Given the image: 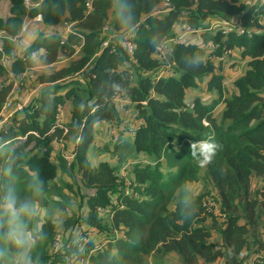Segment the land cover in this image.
Instances as JSON below:
<instances>
[{"label": "trees", "instance_id": "trees-1", "mask_svg": "<svg viewBox=\"0 0 264 264\" xmlns=\"http://www.w3.org/2000/svg\"><path fill=\"white\" fill-rule=\"evenodd\" d=\"M10 1V15L0 18V33L8 36L0 41L5 55L13 49L9 37L17 36L26 14L39 16L50 27L71 28L65 36L39 33L13 56L9 69L16 75L33 66L32 52H38L36 60L50 68L37 77L42 84L38 96L24 106L20 116L0 124V185L14 190L21 201L61 195L57 204L66 208L62 188L49 181L57 169L70 175L77 166L82 185L94 191L86 202L88 229L82 232L86 243L79 246L61 238L62 244L48 255L54 226L45 221L40 230L46 239L33 249L40 264L48 260V264H162L169 253L177 256L178 264H211L222 258L226 264H239L251 242L258 254L250 261L264 264V241L254 240L253 233L256 220H264V187L251 190L252 178L264 176V25L258 19L264 15V6L255 12L254 6L240 0H92L88 10L87 0H27L29 6L24 0ZM37 3V7L30 6ZM111 12L115 33L131 34L132 56L115 40L104 46ZM124 15H131L130 25L123 22ZM210 16L239 19L244 32L204 31L203 23ZM175 24L187 26L192 33L202 32L198 39L203 46L215 44V56L236 48L242 58L249 59L243 74L232 83L230 96L223 98L224 78L196 44L176 41L165 49V60L174 63L176 75L156 78L154 73L164 59L152 54L162 41L174 37ZM59 61L63 62L56 65ZM6 78L0 64V117L12 87ZM205 78L206 90L215 91L217 98L204 103L195 97L186 104V91ZM116 91L119 102L112 100ZM220 103L222 109L216 114ZM58 105L70 106L68 118L62 120L67 129L64 136L63 129L55 127ZM126 107L133 108L142 121L134 130L133 152L144 154L152 165L134 166V190L139 197H124L122 208L115 209L109 222L123 235L89 254L94 247L89 229H111L99 221L102 217L96 208L109 206L121 183L108 163L92 167L86 152L94 143L96 127L123 123L120 114ZM61 137L65 147L55 165L49 160L50 143ZM203 142L222 146L211 163L203 164L193 154V146L199 153ZM63 153L73 155L69 166ZM201 168L212 194L195 195L196 211L183 220L179 215L182 189L200 178ZM37 177L43 182L39 196L26 190ZM208 199L215 201L216 216L205 212L203 203ZM73 217L64 222L67 229L63 232H75L78 219ZM213 232H218L221 245L209 241Z\"/></svg>", "mask_w": 264, "mask_h": 264}, {"label": "crops", "instance_id": "crops-1", "mask_svg": "<svg viewBox=\"0 0 264 264\" xmlns=\"http://www.w3.org/2000/svg\"><path fill=\"white\" fill-rule=\"evenodd\" d=\"M24 1H25L26 6L27 5L29 6V4L27 3V0H24ZM240 1L248 6L250 5L252 6L255 0H240ZM38 4L39 3L33 4V5L30 4V6L37 7ZM10 7H11L10 0H0V18L1 19L5 20L8 18V16L10 15ZM6 10H7V14L5 16ZM113 18H114V14L113 12H111L110 19L107 22L108 25L106 26V29L103 33L107 38L116 36L115 32L117 31H115V29L113 28V22H114ZM232 20L234 19L233 18L226 19L225 17L210 16L206 18L203 23L204 27H206V29L204 30L212 32L213 30H216L215 26L218 24V22L232 21ZM70 28L67 29V25L64 26L62 24H58L56 26L50 27L42 23L39 16L29 18L26 14L23 16L22 26H21L20 31L17 34V36H19V39L17 40L18 43L12 42L13 49L11 50L9 55L15 56L16 52H21L24 46H26V44L32 43L39 33H42L45 37L51 34H56V33L58 34L60 33L62 36H65L67 33L70 32ZM208 28H211V30H208ZM171 33L174 34L173 38L175 37L179 38L178 41L182 43L196 44L204 49V58L207 59L206 56H209L207 61L211 62V64L215 68V72L221 74V76L224 78V81L222 84L223 85V98L230 96V94L234 92L232 83L243 74L249 59L242 58L240 50L236 48L230 49L229 53L226 56L224 55L215 56L213 54L214 50H211L209 48V45L203 46L200 40L198 39L199 34L202 32L188 33L183 30L181 24H175L172 27ZM5 38H8V36L4 33H0V41ZM0 45L2 46L1 42H0ZM35 54H36V57H35L36 59L37 55L39 56V53L37 52ZM35 59H34L35 63L33 62L34 64L28 73V78L25 82V86L23 87V89L21 90L19 94V99L17 100L19 101L18 104L24 105L25 102L26 104H28L31 100H33L34 98L38 96V92L40 88L42 87L41 86L42 84L39 83L37 77L43 72L49 70L50 68L49 66L41 65L38 62V60H35ZM62 62L63 61H59L58 63H56V65L61 64ZM228 66H235L234 68L237 71L236 74L231 76L229 79L226 73V68ZM207 80L208 79L205 78L204 80L201 81V83H198V87L190 88L186 91V95H185L186 104L190 103L195 97H198L204 103H208L214 98H217L218 95L216 94L215 91L206 90ZM6 81H7V84L9 85L8 77L6 78ZM79 82L82 83L83 81L79 79ZM228 87L230 90H228ZM12 88L13 87H10L8 94L10 93ZM202 92L208 93L207 98H209V100L207 101L205 100V98L202 96ZM15 105L16 104L14 103V107ZM126 108L127 109H125L123 113L121 111V114H120L121 118L124 120L123 123H116L111 126L105 123H101L100 124L101 126L99 125V128L96 127L95 130L96 132L99 129L101 131H106V133L110 134V136L113 139L118 138V137H114V135L119 136V137H121L122 135H127L128 138H130V141H129L130 143L128 144L129 146L126 145L122 147L118 145V143H114L115 142L114 140L113 141L114 144L106 143L104 144L103 148L100 147L99 149H95L94 148L95 143H94V145L92 144L90 148L87 150L86 158L92 167L98 166L99 163L106 162L112 168H114V174L117 177H118V174H120V172H124L126 177L129 178L130 181H134V174H133L134 166L136 164L152 165V162H150L149 159L144 154H141V153L135 154L133 152L132 130H135L139 125H141L142 121L138 118L137 112H135L133 108L132 110L129 107H126ZM221 109H222V104L220 103L215 109V111H217L216 114H219ZM69 110H70V106H67V105L64 106L62 117H61L62 120L63 119L66 120L68 118ZM20 112L21 111H19L18 116H20L21 114ZM1 120H2L1 124L2 123L8 124V122L10 121V119L5 120L4 117ZM118 141H123V139L118 138L116 142ZM62 145L63 147H65L64 143L55 141V140H53L50 143L51 153L49 156V160L51 163L55 165H57L59 162L57 159V154L58 153L60 154V152L62 151L61 150ZM111 145L112 147L110 149L109 146ZM66 147L68 146L66 145ZM34 152L35 151H33L30 155H32ZM199 176L202 177V175H199ZM253 179L255 178H252L251 180V190L252 191H254L257 188L262 189L264 187V176L256 178V179H259L260 181L258 184V187L256 188H254ZM49 184L56 185L57 187L62 188V194L65 195L66 202L69 205V207L60 208L58 204L61 202V200L58 195H56L57 197H59V198L56 197L58 200L55 199V201H50L51 204L56 206L54 211H52L51 209L50 211H48V209L45 208V206L42 205L43 207H41L39 206V204L33 203L34 201L32 202L33 203V213L38 215V220L36 219L34 221V223L32 224V227L35 230H40L41 225L45 221H49L54 226V241L51 245H48V247H46V251L48 252V255L52 254L54 250L57 248V246H60L62 244L61 243L62 240L59 242L61 238L63 239V241L66 240L65 242H67V240L72 241V242H78L79 246H82L83 244L86 243V240L82 239L83 237L82 232H85L86 229H88V227H86V219L88 215V207L86 205V202L89 196L94 194L93 190L86 189L84 185H82L81 176H80L77 166H75L73 169L70 170V175L61 173L60 170L57 169L56 177L53 180L49 181ZM64 184H66L67 187L66 186L63 187ZM198 186H199V181L198 182L195 181L193 183H189L185 185V187H190L191 189H193V193L195 195L199 194V193H196V189H197L196 187ZM47 195L55 196V194H47ZM68 195L71 198L72 196H74L75 199L71 201V198H69ZM71 203H74L75 206L74 204L72 205ZM77 216H80V217H77ZM71 217H73L74 219L77 218L78 224H77V227H76L77 229L75 230V232H73L72 234H69L68 232H63L65 231V229H67V227L64 225V222H66L67 219ZM109 224H110L109 221H107V226L111 227ZM256 225H257V230H259L258 228H262V230H259V231H262V237H261V240H258L262 242L264 241V220L257 219ZM59 228H61L62 230L61 233L58 231ZM89 230H93V232L91 233V241L93 243V246L95 244L97 245L102 244L104 246L108 244H113L115 239L119 237L118 235H114L113 231L109 228L106 230H102V231H97L95 229H89ZM70 235H74V236L77 235V238L73 239L72 237H70ZM215 237H217L218 239L214 240ZM209 241L212 243H215V245H218V246L222 244V240L220 236H217V233L215 232L212 233V237L210 238ZM250 245L252 246L253 243L251 242ZM241 256L244 257L242 260L248 257L246 256V254L243 255V253ZM65 259L69 260L68 257H66ZM162 260H163L162 264H178L179 263L177 260V256L174 253L167 254L165 257H163ZM48 263H49V260L47 261L46 264ZM70 263H73V261H71ZM211 264H226V259L225 258L218 259L214 263H211Z\"/></svg>", "mask_w": 264, "mask_h": 264}, {"label": "clouds", "instance_id": "clouds-1", "mask_svg": "<svg viewBox=\"0 0 264 264\" xmlns=\"http://www.w3.org/2000/svg\"><path fill=\"white\" fill-rule=\"evenodd\" d=\"M126 24H131V15L122 16ZM198 59L195 61L197 64ZM222 146L215 142H203L202 150L197 153L193 146V154L203 164L211 163ZM26 190L33 195L43 193V182L39 178L26 185ZM179 215L183 220L190 219L196 211L195 194L190 187L182 189ZM33 215L31 200H19L15 191L0 185V264H40L33 249L39 241L46 239L43 230H35L29 224Z\"/></svg>", "mask_w": 264, "mask_h": 264}, {"label": "built area", "instance_id": "built-area-1", "mask_svg": "<svg viewBox=\"0 0 264 264\" xmlns=\"http://www.w3.org/2000/svg\"><path fill=\"white\" fill-rule=\"evenodd\" d=\"M88 1V10H91V3L92 0H87ZM257 5V6H256ZM253 6L255 7V12H257V10L259 8H262V6H264V0H255L253 3ZM259 23L264 25V15H260L259 16ZM71 27V25H67V29H69ZM182 28L184 31H189L190 33H192L193 31H191L187 26L182 25ZM216 30H221L223 33H226L228 31H233L237 34L243 33L244 32V28L241 25V21L239 19H234L232 21H222V22H218V24L215 26ZM208 30H211V28H208ZM207 31V30H204ZM248 33V32H247ZM116 36L110 37V38H106L105 42H104V46L109 44L111 41L115 40V42H118L119 45L121 46V48L128 53L129 56H132L133 54V50L135 48L134 44L130 41L131 38V34L130 32H125L121 35L119 34H115ZM10 40L12 42H16L19 39V36H15V37H9ZM179 38L175 37V38H170L168 40H164L160 43L159 46L156 47L155 53L159 56H161L164 60V50L167 49L171 44L175 43L176 41H178ZM209 48L211 50H215L216 45L213 43L209 44ZM230 50H223L222 55L226 56L229 53ZM0 53H1V58H0V64L2 65V67L4 69H6V73H7V77L9 79V82L12 83V87H16L18 85L22 84V81L25 80V76L27 74L28 68H25L22 72H20L18 75L14 74L13 72L10 71L9 67H10V63L13 60V56L9 55V54H4L3 50H2V46L0 45ZM30 58H35L36 54L35 52H32L29 54ZM159 57V58H161ZM161 58V59H162ZM162 65L156 69L154 75L156 74V78H160L162 76H174L176 75L173 71H172V67L174 65V63L169 62L167 60L164 61ZM13 88L10 91V93L8 94V96L6 97L3 106H2V112L5 109V107H9L11 104V100H10V96L13 92ZM112 100L115 102H119L120 101V93L119 91H116L112 97ZM26 105V102L24 103V106ZM62 113H63V109L61 107V105L57 106V113H56V121H55V127L61 128L63 129V133H66L67 129L63 127V125H61L59 123V118L62 117ZM4 117L3 113L1 114L0 117V124H1V119ZM33 133V132H32ZM132 133L134 134V130H132ZM35 134V133H33ZM20 141L24 140L25 137L23 138H19ZM63 143V142H62ZM63 152V151H62ZM72 154L70 155L68 154H64L63 158L65 159V161L67 162V165L69 166L71 158H72ZM124 172H120V174H118V179L123 177ZM120 180V179H119ZM121 182V181H120ZM124 197H128L130 199H137L138 193L136 191H134L132 189V184H126V183H122L119 189V193H117L116 195H112L111 197V202L109 206L106 207H97L96 208V212L97 214H99V216L101 217H106V219L111 220L113 217V214L115 212L116 208H121L122 206V199ZM209 204L214 205V201L211 199H208L206 201H204L203 203V207L205 209V212L207 214L211 213V209L209 210L208 206ZM215 205L213 206V211H214ZM82 239L86 240L84 237H82ZM102 244H95L94 247L89 251V254H92L93 252H97L103 249ZM71 256V255H69ZM72 257H76L73 256ZM75 259V258H74ZM245 264H254V260L253 261H249L246 262Z\"/></svg>", "mask_w": 264, "mask_h": 264}, {"label": "rangeland", "instance_id": "rangeland-1", "mask_svg": "<svg viewBox=\"0 0 264 264\" xmlns=\"http://www.w3.org/2000/svg\"><path fill=\"white\" fill-rule=\"evenodd\" d=\"M254 3V2H253ZM253 6V5H252ZM257 6V5H256ZM6 14H7V10H6V13H5V16H6ZM186 32H188V33H190L189 31H186ZM213 32V31H212ZM106 36L104 37V39L106 40ZM173 38V37H172ZM155 58H157V57H161L160 55L158 56L155 52L152 54ZM164 57H165V55H164ZM208 57L209 56H206V60H208ZM162 58V57H161ZM36 60V59H35ZM35 63V62H34ZM33 63V64H34ZM225 67V66H224ZM235 66H228L227 68H226V73H227V77H228V79L231 77V76H233L234 74H236V69L234 68ZM31 68L32 67H28V71H27V74H26V76H25V80H23L22 81V84L21 85H18V86H16L15 88L13 87V92H12V94H11V96H10V100H11V104H10V106L9 107H5V109L3 110V115H4V119L6 120H8V119H10V118H12L13 116H15V115H18L19 114V111H22L23 110V108H25L24 107V105H21V104H18V102L19 101H17L18 99H19V94H20V92H21V90L23 89V87L25 86V82H26V80H27V78H28V73H29V71L31 70ZM228 90H230L229 89V87H228ZM208 93L207 92H202V96L205 98V100L207 101V100H209V98H207L208 97V95H207ZM226 94V93H225ZM207 95V96H206ZM214 96H216V95H214ZM202 97V98H203ZM14 103L16 104L15 105V107H14ZM4 120V121H5ZM2 121V120H1ZM59 123L61 124V125H63L62 124V119H61V117L59 118ZM66 133H63L62 134V136H64ZM134 135V134H133ZM114 137H118V138H121V139H123V141H118V142H116V140L118 139V138H116V139H113L111 136H110V134H107L106 133V131H101L100 129L99 130H97V132H96V135L94 136V143H95V145H94V143H93V145H94V148L95 149H99L100 147H104V144H106V143H110V144H114V143H118V145H120V146H126V145H128L130 142V138H128V136L127 135H122L121 137H119V136H115L114 135ZM123 137V138H122ZM60 139H62V137L61 138H58V139H53V140H55V141H59V142H61L60 141ZM115 140V142L113 143V141ZM129 146V145H128ZM110 147V149H111V147H112V145L111 146H109ZM61 150L63 151L64 150V147H63V145H62V148H61ZM61 151V152H62ZM63 154H68V153H63ZM200 175H202V177H200L199 178V180H197L196 182H198L199 181V186L198 187H196L197 189H196V193H199V194H212L211 193V191H210V183H209V181L206 179V176H204V174H203V171H202V169H200ZM120 180H119V182L122 184L123 182L124 183H126V184H132V189L134 190V186H135V182L134 181H130L129 180V178H127L126 177V175H125V173L123 174V177H121V178H119ZM259 179H253V184H254V188H256V187H258V184H259ZM121 186V185H120ZM134 191H136L138 194H139V192L137 191V190H134ZM192 191H193V189H192ZM60 193L62 194V191H60ZM56 195H58V194H56ZM51 196V195H46V196H43L42 198H39V199H37V200H34V202L33 203H37V204H39V206H41V207H43V206H45V208H47L48 209V211H50V209L52 210V211H54V209L56 208V206L55 205H53V204H51L50 203V201H55V199H57V198H59V197H62L61 195H58L59 197H57V196ZM69 196V195H68ZM57 197V198H56ZM69 198H71L70 196H69ZM75 199V197L74 196H72V198H71V201L72 200H74ZM58 200V199H57ZM214 201V200H213ZM36 204V205H37ZM72 205L74 204V203H71ZM43 205V206H42ZM122 205H123V203H122ZM214 205H215V201H214ZM214 205H212V204H209V206H208V208H209V210L211 209V213H209L208 215H213V216H216V211H215V209H214V211H213V206ZM74 206H75V204H74ZM121 208H122V206H121ZM38 220V215L37 214H34L33 213V215H32V217H30L29 218V224H30V226H32V224L34 223V221L35 220ZM101 223H103V224H106V227H108L107 226V221H109L110 222V220H108V219H106V217H102V219L101 220H99ZM87 224V223H86ZM259 230H262V228H258ZM111 230L113 231V234L114 235H118V236H121V235H123L121 232V230L120 229H114V228H112L111 227ZM259 230H255L253 233H254V240H260L261 239V237H262V231H259ZM58 231L61 233V228H59L58 229ZM106 232V231H105ZM216 233V232H215ZM218 233V232H217ZM217 236H219V234H217ZM70 237H72L73 239H76L77 238V235H70ZM218 238L217 237H215L214 238V240H217ZM249 248V252L246 254V256H248V257H246L244 260H242L239 264H245L246 262H248V261H250V260H252L255 256L257 257V254H258V251L257 252H255V250H257L255 247H253V246H249L248 247ZM94 253V252H93Z\"/></svg>", "mask_w": 264, "mask_h": 264}]
</instances>
